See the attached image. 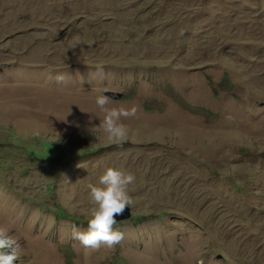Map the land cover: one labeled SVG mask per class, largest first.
<instances>
[{
  "label": "rangeland",
  "instance_id": "rangeland-1",
  "mask_svg": "<svg viewBox=\"0 0 264 264\" xmlns=\"http://www.w3.org/2000/svg\"><path fill=\"white\" fill-rule=\"evenodd\" d=\"M108 167L131 217L85 248ZM0 230L14 264H264V0H0Z\"/></svg>",
  "mask_w": 264,
  "mask_h": 264
},
{
  "label": "clouds",
  "instance_id": "clouds-1",
  "mask_svg": "<svg viewBox=\"0 0 264 264\" xmlns=\"http://www.w3.org/2000/svg\"><path fill=\"white\" fill-rule=\"evenodd\" d=\"M57 83L64 80L63 74L54 77ZM110 98L99 94L96 105L105 110L104 106ZM103 128L109 139L121 140L126 136V128L123 124L117 123L120 116L134 115L135 109L130 110H105ZM135 177L131 173L121 171L117 168L108 167L99 178L102 187L89 186V196L94 205L90 209V218L87 221V228L80 231L73 226L72 236L78 240L85 248L98 249L101 245L111 248L117 244L123 234L113 230L112 225L116 222L114 214L119 215L125 206L132 204V198L128 195L127 186L134 181ZM20 245L4 230H0V264H14L18 260V250ZM7 250V251H6Z\"/></svg>",
  "mask_w": 264,
  "mask_h": 264
},
{
  "label": "water",
  "instance_id": "water-1",
  "mask_svg": "<svg viewBox=\"0 0 264 264\" xmlns=\"http://www.w3.org/2000/svg\"><path fill=\"white\" fill-rule=\"evenodd\" d=\"M103 95L109 97L112 100H119L121 99V95L119 93L115 92H103ZM131 217V212L129 207L125 206L124 210L122 211L121 214L115 215L114 214V220L116 223L126 221Z\"/></svg>",
  "mask_w": 264,
  "mask_h": 264
},
{
  "label": "trees",
  "instance_id": "trees-1",
  "mask_svg": "<svg viewBox=\"0 0 264 264\" xmlns=\"http://www.w3.org/2000/svg\"><path fill=\"white\" fill-rule=\"evenodd\" d=\"M223 80H225V83L226 84H229V81H228V78L227 77H224L223 78ZM178 100H180V99H178ZM194 110V109H193ZM195 111H200V109H195ZM206 116H211V115H209V113H206ZM51 146H53L52 144H48V145H46V147H47V150H50L51 151ZM53 148H55L56 149V152H59V149L57 148V147H55V146H53ZM55 152V153H56ZM66 255H65V261H66V264H71V256L68 254V253H65Z\"/></svg>",
  "mask_w": 264,
  "mask_h": 264
}]
</instances>
